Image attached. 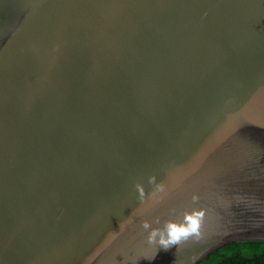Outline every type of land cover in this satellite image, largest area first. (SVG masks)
I'll return each mask as SVG.
<instances>
[{
    "label": "water",
    "instance_id": "water-1",
    "mask_svg": "<svg viewBox=\"0 0 264 264\" xmlns=\"http://www.w3.org/2000/svg\"><path fill=\"white\" fill-rule=\"evenodd\" d=\"M237 242H264V0H0V264Z\"/></svg>",
    "mask_w": 264,
    "mask_h": 264
},
{
    "label": "clouds",
    "instance_id": "clouds-1",
    "mask_svg": "<svg viewBox=\"0 0 264 264\" xmlns=\"http://www.w3.org/2000/svg\"><path fill=\"white\" fill-rule=\"evenodd\" d=\"M149 183L155 184L156 178L151 177ZM135 187L139 193L138 199L142 203L145 198V189L139 183H137ZM156 190L162 191V186L157 185ZM185 221V224L169 222L165 225L163 229H152V225L148 221H144L142 227L146 231L151 229L148 234V243L150 245L158 244L161 248L167 251L170 250L173 246L178 245L181 242L182 238L186 239L191 234L197 233L199 227L197 219L189 215L185 217ZM156 223H159V220H157Z\"/></svg>",
    "mask_w": 264,
    "mask_h": 264
},
{
    "label": "trees",
    "instance_id": "trees-1",
    "mask_svg": "<svg viewBox=\"0 0 264 264\" xmlns=\"http://www.w3.org/2000/svg\"><path fill=\"white\" fill-rule=\"evenodd\" d=\"M199 264H264V242H237Z\"/></svg>",
    "mask_w": 264,
    "mask_h": 264
}]
</instances>
